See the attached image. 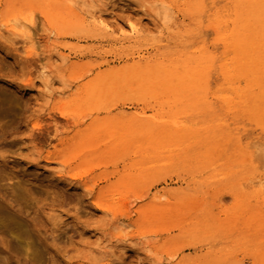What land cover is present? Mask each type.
Here are the masks:
<instances>
[{"label":"rangeland","instance_id":"374dc122","mask_svg":"<svg viewBox=\"0 0 264 264\" xmlns=\"http://www.w3.org/2000/svg\"><path fill=\"white\" fill-rule=\"evenodd\" d=\"M201 1L0 0V264H264V103L218 110L228 50L185 101L234 19ZM172 66L167 94L121 81Z\"/></svg>","mask_w":264,"mask_h":264},{"label":"bare ground","instance_id":"6f19581e","mask_svg":"<svg viewBox=\"0 0 264 264\" xmlns=\"http://www.w3.org/2000/svg\"><path fill=\"white\" fill-rule=\"evenodd\" d=\"M216 1L222 0H202L197 10L198 17L206 16L207 7ZM231 2L234 19L231 21L232 29L228 36L229 39L227 40L222 35L213 39V52H205L202 57L187 56L181 64L184 78L191 83V87L194 89L193 92L187 94L185 101L187 105L204 102L203 95L208 89V84L204 78H208L206 76L210 69H215L219 74V87L221 86L222 90L227 89L231 76L225 61L228 51H230L233 53L231 64L237 73L242 75L245 86L241 89L238 87L231 88L238 99L237 103H232L230 98L222 99L219 101L218 110L224 113L229 106L233 105L234 110L241 114L242 118L248 117V119L258 123L262 121L261 116L263 114L260 113L259 115V110L264 103V0H231ZM100 17L101 15L97 16L104 24V18L101 19L102 17ZM26 18L29 20L30 16L27 15ZM202 21L203 25L205 20ZM217 23L220 24L221 21ZM104 25L110 28L107 24ZM175 68L176 66H172L167 69L162 74L163 76H151L149 81L143 74L139 73V69H135L127 72L121 81L127 86L142 90L151 89L152 86L151 91L167 94L165 81L167 77L171 76L170 73L175 71ZM255 86L260 88L258 93L254 91ZM211 130H213L212 127ZM244 171L245 168H242L241 172Z\"/></svg>","mask_w":264,"mask_h":264}]
</instances>
